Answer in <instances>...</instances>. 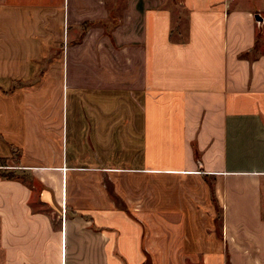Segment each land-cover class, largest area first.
I'll return each mask as SVG.
<instances>
[{"label": "crops", "instance_id": "obj_1", "mask_svg": "<svg viewBox=\"0 0 264 264\" xmlns=\"http://www.w3.org/2000/svg\"><path fill=\"white\" fill-rule=\"evenodd\" d=\"M24 1L0 0V139L18 132L7 85L41 73L28 93L52 95L14 162L0 141V264H264V0L178 1L184 27L165 0H124L73 45L105 0Z\"/></svg>", "mask_w": 264, "mask_h": 264}, {"label": "rangeland", "instance_id": "obj_2", "mask_svg": "<svg viewBox=\"0 0 264 264\" xmlns=\"http://www.w3.org/2000/svg\"><path fill=\"white\" fill-rule=\"evenodd\" d=\"M178 1H181V0H165V4L168 5V6H174L175 9H176V13L174 15V19H176V21L178 20V22H183V25L182 27L185 26V15H188V13L190 12L191 10V5L190 3H185L182 8L183 10L180 11L177 9V6L176 4L178 3ZM183 1H186V2H196V3H199L201 2V0H183ZM105 5L107 6V8L109 9V17L108 19L106 20H99V19H96V20H85L84 22H82V24H80L79 26H74V28H71V31L70 30V44H76L78 42H81L82 39H83V36L85 35V33L87 32V30L91 27H102L104 28V32L106 34H110V32L112 31V18L116 20V18H118V13H120L119 11L123 8L124 6V0H105ZM117 2L119 3V5H117ZM245 3L243 2V0H236L235 4L236 3ZM24 3L26 4V6L28 5V0H25ZM56 5L55 3V0H54V6ZM250 5L253 6L252 3L250 4H247L245 7L246 8H249ZM249 6V7H248ZM39 7V5H38ZM172 7V8H174ZM25 9H27L28 7H24ZM120 9V10H118ZM254 11V13L256 14V10L255 8H252ZM55 10V8H54ZM118 10V11H117ZM56 11V10H55ZM258 13H261L262 15H264V11L262 12H258ZM181 19V20H180ZM114 20V21H115ZM65 24H64V21L61 22V23H57V21L54 22V25H53V30H54V36H55V39L54 40V45L55 44H58V42L64 37L66 38V28H65ZM262 31H263V28H261ZM37 31H39V26L37 27ZM183 32H184V29H183ZM184 34V33H183ZM73 35V36H72ZM262 34L260 33V36ZM63 36V37H62ZM72 36V37H71ZM262 37V36H261ZM264 37V36H263ZM262 39V38H261ZM259 39V40H261ZM22 60V58H21ZM43 71V70H42ZM40 75H42L41 73L40 74H37L36 77L30 79V80H18L16 82H13L9 85H7L5 88L7 91H4L6 97L7 96H10V95H15V101H13L14 105L12 104H9V112L14 114V118H15V121H16V124H17V127H18V132L17 134L15 135L16 138H12V139H9V140H5L3 138L0 139L3 140V142L8 146V147H11V150L9 151V155H10V158L12 159V161H9V162H14L15 160L13 159V156H17L19 154H23V149H22V145L20 146L19 144L21 143L22 144V139L25 137V134L27 133V121L29 120V114L33 117L34 116V113L36 112V114L42 118V117H45V113L47 111H45V107H46V101L49 99V97L52 95V94H47L46 93V89L44 88V85H41V86H38L37 89H34L32 91L31 94L28 93V89L32 88L33 86H35V82H37L40 78ZM35 78H36V81H35ZM33 85V86H32ZM41 87V88H40ZM43 88V89H42ZM31 90V89H30ZM52 91V90H51ZM53 95L54 96V100H59L60 102V98H61V93L59 94V92L56 90L53 89ZM11 92V93H10ZM70 99L72 100H75V96L72 97V95L70 94ZM65 112H66V109H65ZM71 114V113H69ZM70 118V116H69ZM42 123H44V120H41ZM63 123L65 125V128H64V135H63V139L65 140L66 139V117L63 118ZM71 130L69 129V136H71L70 134ZM25 141L26 144H28V139L27 138H24L23 139V142ZM5 144H1V147H6L8 148ZM29 145H27L28 147ZM14 147V148H12ZM7 160H3V166H0V168H6L7 165H10L11 163H6ZM10 168V167H9ZM2 170H7V169H2ZM23 181H26L28 183H30V185L33 183V180H23ZM111 183H112V194L114 196V198H117L119 199L120 197H116L115 193H114V183L112 182V180H110ZM110 181L107 182V188L110 186ZM121 180H119L120 182ZM210 182V186H211V181H208ZM212 188V186H211ZM211 196H212V202L214 204V208H215V216L213 218L214 220V224L216 226H220L221 224V221H222V218H221V210H220V207L218 206L217 202H216V198L215 196L213 195V188H212V191H211ZM181 197L183 198V201L180 202V208L181 210L180 211H184L185 207H186V198L185 196H182ZM216 202V204H215ZM137 220H141L142 218H137L135 217ZM167 218V221L168 220H173V219H177L175 217H166ZM150 220L152 221L151 223L152 224H156L157 223V220H158V217L157 216H152V218H150ZM141 224L142 222L139 221ZM121 224V222L119 221V219H117L115 216H112V225H115V224ZM143 225V224H142ZM165 235H168L170 238H172V234H165ZM188 237L189 235L192 236L194 234H191V233H187ZM218 235V234H216ZM151 237V236H154V239H151L150 242L153 240V243L154 242H157V239H155V234H152V233H149L148 231L144 233V240L148 237ZM166 251V252H165ZM159 256L158 257V253H157V256H155V254L153 255H148L146 257V262L148 264H152L154 259L156 260V257L158 258H161L165 255V253L167 252H171V250H160L159 251Z\"/></svg>", "mask_w": 264, "mask_h": 264}, {"label": "water", "instance_id": "obj_3", "mask_svg": "<svg viewBox=\"0 0 264 264\" xmlns=\"http://www.w3.org/2000/svg\"><path fill=\"white\" fill-rule=\"evenodd\" d=\"M254 18L258 22V24H260L263 21V18L260 16V14H255Z\"/></svg>", "mask_w": 264, "mask_h": 264}, {"label": "trees", "instance_id": "obj_4", "mask_svg": "<svg viewBox=\"0 0 264 264\" xmlns=\"http://www.w3.org/2000/svg\"><path fill=\"white\" fill-rule=\"evenodd\" d=\"M112 22H115L113 18H112ZM145 264H148V263L146 262Z\"/></svg>", "mask_w": 264, "mask_h": 264}]
</instances>
